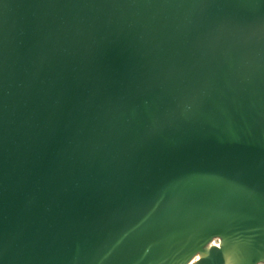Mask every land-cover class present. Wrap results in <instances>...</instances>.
Wrapping results in <instances>:
<instances>
[{
	"label": "water",
	"instance_id": "obj_1",
	"mask_svg": "<svg viewBox=\"0 0 264 264\" xmlns=\"http://www.w3.org/2000/svg\"><path fill=\"white\" fill-rule=\"evenodd\" d=\"M0 264H264V0H0Z\"/></svg>",
	"mask_w": 264,
	"mask_h": 264
}]
</instances>
